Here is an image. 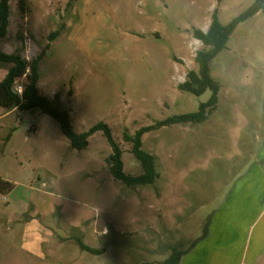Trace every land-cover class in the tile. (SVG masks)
Wrapping results in <instances>:
<instances>
[{
    "label": "rangeland",
    "instance_id": "374dc122",
    "mask_svg": "<svg viewBox=\"0 0 264 264\" xmlns=\"http://www.w3.org/2000/svg\"><path fill=\"white\" fill-rule=\"evenodd\" d=\"M26 2L22 15L8 1L0 50L26 60L43 52L39 92L69 112L74 133L102 124L110 140L93 131L75 150L42 111L0 108V264H163L203 234L264 152V14L240 22L210 62L216 109L202 124L144 133L141 150L155 157L158 178L127 187L107 164L116 149L124 174H142L124 136L210 98L179 89L203 48L193 30L205 32L214 14L226 26L254 0ZM11 66L0 62V82Z\"/></svg>",
    "mask_w": 264,
    "mask_h": 264
},
{
    "label": "trees",
    "instance_id": "16d2710c",
    "mask_svg": "<svg viewBox=\"0 0 264 264\" xmlns=\"http://www.w3.org/2000/svg\"><path fill=\"white\" fill-rule=\"evenodd\" d=\"M9 0H0V40L5 37L8 26V8ZM76 1V0H72ZM224 0H216L220 3ZM255 4L250 11L240 16L228 25L222 26L214 14L206 32L199 29L193 30V38L201 43L203 48L195 55L194 62L197 71H190L186 80L179 85L181 91L188 92L192 95L199 96L206 90L211 95L206 103L199 105V110L195 113L174 116L163 122H158L155 126L146 127L138 130L133 137L124 136L126 141L133 145L131 153L140 162L142 174L139 176L126 175L122 171V163L119 159V152L114 149V155L107 159L110 173L113 178L120 181L127 187L152 185L158 178L155 170V157L141 150V137L144 133L159 128L170 123H201L216 109L218 102L219 84L210 76V62L226 48L227 41L234 31L235 27L244 19L255 15L264 9V0H254ZM26 0H17V8L20 14L25 15L28 12ZM43 57V52L32 60H26L19 52L5 54L0 50V62L8 63L10 67L7 77L0 82V108L10 110L28 111L38 109L43 114L53 118L60 126V130L65 138L69 141L70 146L75 150H82L87 147V138L93 131L102 130L105 136L110 140V132L107 126L98 125L90 129L87 133L76 134L70 124L69 112L60 108L54 102L39 92L37 87L40 79L39 62ZM23 78L22 94L14 91V86L19 79ZM205 235V232H203ZM183 252L174 250L163 264H179Z\"/></svg>",
    "mask_w": 264,
    "mask_h": 264
},
{
    "label": "crops",
    "instance_id": "0c3cea01",
    "mask_svg": "<svg viewBox=\"0 0 264 264\" xmlns=\"http://www.w3.org/2000/svg\"><path fill=\"white\" fill-rule=\"evenodd\" d=\"M260 13L264 9L254 16ZM261 100L264 113V95ZM203 232L186 249L175 248L183 252L179 264H264V152L258 160L253 156L251 166L213 210Z\"/></svg>",
    "mask_w": 264,
    "mask_h": 264
},
{
    "label": "built area",
    "instance_id": "2783aa9c",
    "mask_svg": "<svg viewBox=\"0 0 264 264\" xmlns=\"http://www.w3.org/2000/svg\"><path fill=\"white\" fill-rule=\"evenodd\" d=\"M14 91L17 93V94H22V86L21 85H16L14 86Z\"/></svg>",
    "mask_w": 264,
    "mask_h": 264
}]
</instances>
